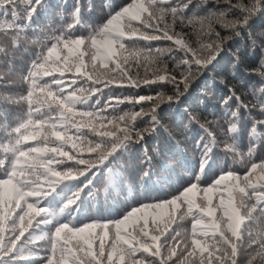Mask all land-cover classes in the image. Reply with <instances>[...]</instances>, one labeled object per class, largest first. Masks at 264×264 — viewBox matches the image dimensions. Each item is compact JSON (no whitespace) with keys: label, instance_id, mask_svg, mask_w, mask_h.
Segmentation results:
<instances>
[{"label":"snow or ice","instance_id":"6c2138e0","mask_svg":"<svg viewBox=\"0 0 264 264\" xmlns=\"http://www.w3.org/2000/svg\"><path fill=\"white\" fill-rule=\"evenodd\" d=\"M260 11L264 0H104L94 22L91 0H0V87L14 89L0 96V264H264V118L252 115L264 117V56L245 69L251 101L229 87L219 120L188 113L185 128L204 134L183 184L89 214L101 181L106 193L127 183L130 166L141 189L153 178L162 153L148 140L173 135L163 106ZM18 52L29 56L19 70ZM142 88L155 94L123 91Z\"/></svg>","mask_w":264,"mask_h":264},{"label":"trees","instance_id":"16d2710c","mask_svg":"<svg viewBox=\"0 0 264 264\" xmlns=\"http://www.w3.org/2000/svg\"><path fill=\"white\" fill-rule=\"evenodd\" d=\"M56 4L57 0H51ZM94 5V12L91 15V20L99 22L103 14L104 0H91ZM122 0H112V3L118 5ZM58 7V4L56 5ZM211 7V5H209ZM203 9L202 11H206ZM58 11L54 8L52 14ZM39 26L48 24L47 19L42 15L36 21ZM53 23H58V18L54 19ZM255 37L258 46L255 51L251 49V40L249 37ZM194 39V37H193ZM29 52L38 50L36 46L27 44ZM264 11H260L254 15L250 20L249 26L240 30V35L234 37L229 41L224 50L220 53L217 61L207 72H204L199 79L191 86L189 93L182 99L179 105H172L171 108L166 105L163 106L161 113L162 120L166 128L173 134L169 138L167 133L161 132L158 137H153L148 140L151 147L153 144L159 146L162 158H154V168L156 174L153 178L146 182L143 189L139 185L138 169L128 167L125 171L127 183L117 182L109 187V191L105 192V183L101 181L97 187L100 204L97 208L91 209L90 215H107L109 212L114 213L121 205H127L134 200L148 199L156 196H165L170 192H174L187 179V173L190 168H195L196 165L192 159L197 156L193 151V144L195 139L204 133L198 126H190L185 128L188 124V113H196L201 120H219L223 115L221 106V98L228 92L229 87L237 90V95L242 96L246 102L253 99L251 92L254 85L257 83V77L254 75H247L245 69H251L258 65L262 56H264ZM239 55L242 63L238 68L233 67V56ZM29 56L27 53L18 52L16 54L15 68L22 69L27 66ZM135 71V70H134ZM13 79L19 83L18 73L12 74ZM155 90H159L157 86H153ZM12 88L0 87V96L13 91ZM155 90L142 88L139 90H123L126 94L128 92H138L140 95L155 94ZM164 91H170V86H164ZM0 102V107H4ZM14 112L15 109L13 108ZM252 115L257 118H264L259 116L258 109H253ZM250 127V123L246 125ZM216 131V129H213ZM217 135L219 133L217 132ZM246 145V137L243 141ZM126 159V158H125ZM167 164L169 167H165ZM218 165L223 164L222 155L217 160ZM239 171L243 169L236 165ZM69 188L62 189V192L69 191ZM107 197V205L105 199ZM59 203L58 199H53L52 204L56 206ZM90 208V206H89ZM87 213L81 214L79 219L83 221Z\"/></svg>","mask_w":264,"mask_h":264}]
</instances>
